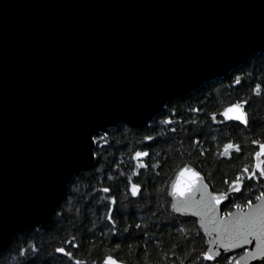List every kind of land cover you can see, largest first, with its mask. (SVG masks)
Listing matches in <instances>:
<instances>
[{"label": "water", "instance_id": "obj_1", "mask_svg": "<svg viewBox=\"0 0 264 264\" xmlns=\"http://www.w3.org/2000/svg\"><path fill=\"white\" fill-rule=\"evenodd\" d=\"M261 54L264 0H0V254L93 167L87 134L143 128ZM195 211L173 213L200 230Z\"/></svg>", "mask_w": 264, "mask_h": 264}, {"label": "trees", "instance_id": "obj_2", "mask_svg": "<svg viewBox=\"0 0 264 264\" xmlns=\"http://www.w3.org/2000/svg\"><path fill=\"white\" fill-rule=\"evenodd\" d=\"M234 76H241V86H230ZM258 82L264 83V54L236 67L229 76L167 103L154 120L158 122L167 115L176 121L172 125H152V120L140 129L122 124L109 128L108 143L103 147L95 145L93 149L98 153L93 167L75 177L67 188V195L59 204L65 209L61 217L54 215L50 225L15 237L9 248L0 254V264H15V253L10 249L28 243L35 244L39 249L36 264H71L66 257H58L54 249L67 247L64 241L73 237L81 247H69L68 250L85 264H92L93 260L99 264L97 257L113 251L115 240L119 241L120 248L115 249L113 255L123 264H181V261L189 264L184 259L188 249L194 248L195 255L206 247L207 239L201 235L196 221L173 213L167 198V186L175 171L185 163L190 162L200 171L211 189L226 188L222 184L223 179L231 180L240 168L250 164L254 150L251 141H264V97L251 93V88ZM240 98L249 100L250 127L232 123L214 124L206 115ZM192 108H202L203 111L193 112ZM172 112L176 114L174 117L170 115ZM193 120L195 123H192ZM166 127H174L176 131H164ZM157 131L164 139H158L150 148L145 147L144 136L149 133L156 136ZM194 139L200 143L190 146ZM229 140L241 144L243 151L238 158L234 153L230 161L218 158L216 152ZM202 149L207 151L204 156H199ZM137 150L151 153L150 157L144 158L149 168L140 169V175L132 176L136 161L131 157ZM153 164L159 167L152 168ZM120 172L124 175L120 176ZM157 172L159 175H156ZM109 176H112L111 180ZM128 178L144 189L136 198H132L126 190ZM102 187H109L112 198L116 200L113 206L115 227L104 219L107 194L98 191ZM261 191H264V181L254 182L251 191L245 190L244 198H251L255 202V196ZM59 210L57 207L56 211ZM180 228H185L186 234L194 239L189 245L179 240L181 247L176 249L172 245L178 239L177 230ZM113 231L117 233L116 237H113Z\"/></svg>", "mask_w": 264, "mask_h": 264}, {"label": "snow or ice", "instance_id": "obj_3", "mask_svg": "<svg viewBox=\"0 0 264 264\" xmlns=\"http://www.w3.org/2000/svg\"><path fill=\"white\" fill-rule=\"evenodd\" d=\"M242 84L241 76H234L230 86L235 88ZM251 93L257 97H264V83H256L251 88ZM247 106H249V100L240 98L235 102H228L226 105H222L220 110L206 115L214 124L232 123L248 128L250 127V118ZM191 111L201 112L203 109L192 108ZM170 115L174 117L176 114L172 112ZM157 123L169 126L176 121L166 115L158 122L152 121V125ZM192 123H195V120ZM164 131L175 132L176 129L166 127ZM108 135L106 130L87 134L90 158L98 155L96 151L91 150V145L103 147L104 144L108 143ZM158 139H164L160 131H157L156 136L150 133L145 135V147L150 148L152 143L158 142ZM199 143L200 141L194 139L191 140L190 146ZM251 144L254 146V150L251 152L250 164L240 168L231 180L223 179L222 184L226 185V188L210 189L209 184L204 182L200 171L190 166V162L183 164L175 172V177L168 191V196L172 198L173 211L179 213L188 209H195V215L199 217L200 230L212 237L205 241L206 247L196 252L195 255H193L194 248L188 249L184 259L188 260L189 264H264V191L255 196V203L251 198H244L245 190L251 191L254 182L264 181V141L253 139ZM206 151L202 149L199 156H204ZM242 151L241 144L229 140L218 149L216 156L230 161L234 153L237 154L238 158ZM150 155L149 151L143 150H137L133 153L131 159L136 161V165L132 169V176L140 175V169L149 168L144 158H148ZM157 155L159 154L157 153ZM151 167L159 166L153 164ZM119 175L123 176L124 173L120 172ZM156 175H159V172ZM108 179L111 180L112 176H109ZM126 190L132 198H136L144 191L142 186L133 182L131 178H128ZM93 191L97 190L93 189ZM98 191L107 194L104 219L115 227L113 206L116 204V200L110 194L111 189L102 187ZM237 200L240 202L237 203ZM58 207L60 210L56 211L54 215L61 217L65 209L62 205ZM224 208H228V210L223 211ZM136 227L138 228L139 225ZM124 231L127 232L128 229L125 228ZM177 231L179 235L177 241L172 245L173 248L179 249L181 247L179 243L181 239L185 245L192 243L194 238L186 234L185 228H180ZM112 235L116 237L117 233L113 231ZM0 238H2L0 244L7 245L8 242L2 225H0ZM64 245L67 247L61 246L54 249V253L58 257H66L71 264H85V261L77 259L75 254L68 250L69 247L72 249L81 247L75 242V237L71 240H65ZM119 248L120 243L115 240L113 251ZM10 250L15 253L13 257L15 264H36L39 259V249L32 243ZM113 251L98 256L99 264H123L122 260L113 255ZM92 264H96V260H93Z\"/></svg>", "mask_w": 264, "mask_h": 264}]
</instances>
